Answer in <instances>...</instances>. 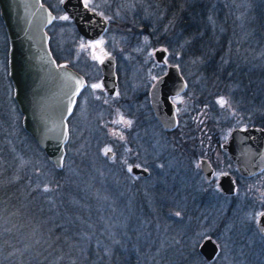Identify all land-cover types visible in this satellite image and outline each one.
<instances>
[{"label": "trees", "instance_id": "1", "mask_svg": "<svg viewBox=\"0 0 264 264\" xmlns=\"http://www.w3.org/2000/svg\"><path fill=\"white\" fill-rule=\"evenodd\" d=\"M145 1L151 15L135 22L133 13L118 26L169 50L174 36L181 54L198 59L207 89L198 100L209 105L217 93L225 95L236 111L253 114L247 126L264 128V0ZM10 102L0 93V264H213L200 256L197 240L210 222L223 227L232 209L220 208L218 221L207 202L217 198L214 192L182 178L216 147L228 120L191 119L162 132L178 169L171 178L164 169L134 178L125 165L137 159L126 161L117 150L101 156V141L87 130L85 141L68 137L62 167L55 169ZM248 197L253 206L264 205L255 191Z\"/></svg>", "mask_w": 264, "mask_h": 264}, {"label": "rangeland", "instance_id": "2", "mask_svg": "<svg viewBox=\"0 0 264 264\" xmlns=\"http://www.w3.org/2000/svg\"><path fill=\"white\" fill-rule=\"evenodd\" d=\"M45 1L55 15L53 22L46 28V32L49 34L48 43L50 49L57 57L59 56L58 51L60 53L63 52L64 55H69L70 48H67L66 45L71 47L74 46V61L76 60L77 62L75 66L79 70H82V72L89 78L87 89L78 99L77 108L74 110L73 115L68 118V137H71L73 141L76 140L75 138H80L81 135H83V137L80 139L84 138L85 141L88 132L86 135L84 132L87 130L90 132V136L94 135L96 139L101 141L99 142V154L104 157L107 150L110 149V151H112L111 157H114L116 151L114 152L109 144H106L108 133L111 134L112 130L108 129L107 133L103 128H100L98 132V128H96L98 122L105 125L109 122L108 120L112 118L111 124H109L111 125L110 128L114 127L115 124L120 123V120H125L126 125L131 126L130 124L133 119L131 121L127 113L133 115L136 110H145L144 101L138 102L140 105L132 103V100L134 99L132 93L133 90L138 84V87L141 86L147 90L152 80L157 75L164 72L165 64L167 63L178 66L180 74L188 83L185 93H182L173 99L176 106L175 114L178 123L177 126L187 125L191 122V119H198L199 122L201 119L205 121L207 118L216 122H218V119L220 118L226 119L230 122L229 127L223 128L219 141H223L227 138L230 129L247 126L246 116H251L253 114L250 112L240 113L236 111L225 95H218L217 93V95L213 96V103L211 104L208 102L209 105H206V98H204V100L202 98L201 101L198 100V94L202 95L204 93V96H206L205 93H207L205 78L200 72L198 59H195L188 54H181L182 52H180L179 46L181 47L182 43H180V45L174 39V36L168 40V44L171 48L169 50L166 46L161 44L152 46L149 37L144 34H135L128 29H126V32H114L113 28H118L116 25H113L115 24V21H117L116 23L118 25V21L128 19L133 13L137 14L133 18L135 22L142 21L148 15H151V5L147 1L122 0L117 4H111L109 0H83L85 5L97 9L102 16L108 18L112 22L109 31L101 39L93 42H86L82 39H78L74 42L73 40L76 36L74 28L69 18L60 9L59 5L61 0ZM137 9H139V11ZM154 14L160 18L163 16V10L161 12L155 11ZM123 47L125 51H122ZM159 47L164 48L166 51L165 64H156L154 62L153 50ZM6 49V38L0 22V93L4 96L5 100L9 102L11 101L12 109L16 110L11 99V88L6 75ZM110 51L115 53L117 58L116 67L118 66L119 68V84L117 91L112 97L98 91L100 85L98 77L96 76V64L94 63L110 53ZM120 59L123 61L121 62ZM93 85H99V87H93ZM120 96H126L127 102L126 104L122 103L121 110L114 115L108 110L109 106L106 103L109 104L114 98L117 99L120 98ZM221 100L224 101L223 105L219 103ZM95 102L101 103L103 106L93 114V117H90L89 113L90 111H93L92 109H95L92 106L93 103L96 104ZM205 105L207 107L206 109L204 108ZM16 116L20 120V115L17 110ZM93 128L97 131L96 133H98V136L93 133ZM144 129L145 128H143L141 132H143ZM146 129L149 131L148 134L141 133L137 139L135 138V135L132 136L133 140L136 139L135 142L137 147L131 151L130 145L126 144L127 146L123 149V153L126 154V157H129L130 155L137 157L138 160L135 164L144 167L149 172L152 173L154 170L164 169V175L167 174L171 178L178 169L177 164H180L181 162H177V156L174 155L172 151H169L170 147H167V142L164 139L165 136H163L160 127L151 123L146 126ZM122 138L123 139L120 141H127L125 136L123 137L122 135ZM148 138L150 139L148 140ZM139 140H141V142ZM208 152L209 156L206 158L211 162V165L214 168L213 184L216 176L220 173H229L232 176L237 177L234 166L228 161L224 153L217 149H211ZM198 157L193 161L192 169H189V176L186 177L185 173H183L182 179L190 185L201 187V183L204 180L198 170ZM21 160L22 157H20V161ZM127 164L128 165L125 166V169L128 174L134 178L138 177L136 175L133 176L130 173L129 167L131 163ZM262 180H264V169L257 175L255 174L245 179L238 177L234 194L236 202H233L231 198L218 199L217 190L214 189L215 185H213L214 187L212 188L211 184L206 183L211 189L210 193L214 192L217 197H208L207 202L210 207L215 208L216 211H214V214L217 213L218 221L220 220V216L224 213L220 208L230 206L232 209V211L230 210L231 214L228 216L227 222L223 227H218L217 229V221H212L208 224V227L200 233V237L197 240V242H199L203 237L209 236L218 244L219 250L217 256L213 260V264H264V252H261L262 245H264V237L260 238L256 229V223L259 215L264 210V205L262 207L258 205L253 206V204H251L252 200L250 201V199H248L249 194L253 193V191L258 193V199L264 196V189H262V186L260 185ZM246 227H252L253 231H251V234H249ZM210 231H215L214 235H209L208 233Z\"/></svg>", "mask_w": 264, "mask_h": 264}, {"label": "water", "instance_id": "3", "mask_svg": "<svg viewBox=\"0 0 264 264\" xmlns=\"http://www.w3.org/2000/svg\"><path fill=\"white\" fill-rule=\"evenodd\" d=\"M61 10L71 19L76 31L88 39L97 38L105 29L106 19L86 7L82 0H62ZM54 14L40 0H0V22L6 38V75L11 88V99L20 115V126L55 168L62 167L64 147L68 140L67 119L75 99L85 85L80 74L65 62L56 63L48 47L46 27ZM164 48L153 50L161 61ZM101 82L108 92L113 90V59L107 56L101 65ZM183 89V82L176 65H169L149 92L155 117L165 129L175 125L173 104L169 95ZM236 173L251 177L264 169V128L258 126L230 129L227 139L220 145ZM132 175L144 177L148 172L137 166L130 167ZM199 168L209 180L212 168L206 159H199ZM224 195L235 191L229 174H220L216 182ZM264 210L257 220V230L263 234ZM218 244L209 236L197 244V251L206 261L218 254Z\"/></svg>", "mask_w": 264, "mask_h": 264}, {"label": "flooded vegetation", "instance_id": "4", "mask_svg": "<svg viewBox=\"0 0 264 264\" xmlns=\"http://www.w3.org/2000/svg\"><path fill=\"white\" fill-rule=\"evenodd\" d=\"M61 2H62V0H61ZM61 2H60V4H61ZM82 2H83V0H82ZM40 3H42V4H44V5H46V1L45 0H40ZM83 4H84V2H83ZM85 5V4H84ZM60 6V5H59ZM86 7H88V8H90V9H93V10H95L99 15H101L98 11H97V9H95V8H93V7H90V6H87V5H85ZM46 7L54 14V12L51 10V8L49 7V6H47L46 5ZM61 9V8H60ZM62 11V10H61ZM63 12V11H62ZM64 13V12H63ZM65 14V13H64ZM66 15V14H65ZM67 16V15H66ZM102 16V15H101ZM68 17V16H67ZM104 19H106V21H107V24H106V26H105V29H104V31L97 37V38H95V39H88V38H85V37H82L80 34H78V32L76 31V29H75V26H74V24L72 23V21H71V19L69 18V20L71 21V24H72V26H73V28H74V33H75V39L73 40L74 42H76L78 39H82V40H84V41H86V42H93V41H96V40H99V39H101L108 31H109V28H110V26H112V22L108 19V18H105L104 16H102ZM54 18H55V15H54ZM54 20V19H53ZM53 22V21H52ZM51 22V23H52ZM50 23V24H51ZM49 24V25H50ZM48 25V26H49ZM116 25V24H115ZM114 25V26H115ZM47 26V27H48ZM46 27V28H47ZM117 27L118 28H113L114 29V32H117V33H119V31L120 32H126V29H125V27L124 28H120V26H118L117 25ZM47 33V32H46ZM48 34V33H47ZM48 42H49V34H48ZM73 42V43H74ZM48 46H49V43H48ZM66 47L67 48H70V52H69V55H64L63 54V52L62 53H60L59 51H58V55L59 56H57V61L55 60V62L56 63H61V62H65L66 63V65L69 67V68H71L72 70H74L75 72H77L78 74H80L81 76H82V78H83V80H84V82H85V85L82 87V89L80 90V92L78 93V95H77V97H76V99H75V103H74V106H73V109H72V112H71V114H70V116L69 117H71L72 115H73V113H74V110L77 108V101H78V99L81 97V95L83 94V92L87 89V84L89 83V78H88V76L86 75V74H84L83 72H82V70H79L76 66H75V64L77 63L76 62V60L74 61V57H75V53H74V46L73 47H71V46H68V45H66ZM50 48V47H49ZM51 50V49H50ZM52 51V50H51ZM62 51V50H61ZM122 51H125V49H124V47L122 48ZM107 56H111L112 57V59H113V71H114V85H113V90L111 91V92H108L107 91V88L105 87V86H103V84H102V82H101V68H100V65H101V63H102V61H104L105 60V58L107 57ZM70 58V59H68V58ZM153 58H154V62L156 63V64H165V56L163 57V59L161 60V61H158V60H156V58L153 56ZM116 60H117V58H116V56H115V53L114 52H111L110 51V53H108V54H106L102 59H100L98 62H94L96 65H95V68H96V71H97V73H96V76L98 77V81H99V85H100V87L98 88V91L100 92V93H103V94H106L107 96H110V97H112V96H114V94H115V92L117 91V88H118V84H119V78H118V72H119V68H118V66L116 67ZM121 60V59H120ZM123 60H121V62H122ZM89 65V64H88ZM169 65H175V64H170V63H167V64H165V69H164V72H162L161 74H159V75H157L153 80H152V82H151V84L149 85V87H148V89L146 90L145 88H142L141 86L140 87H138L139 86V84L136 86V88L133 90V104H136V105H140V103H138V102H142V101H144L145 102V112L144 111H142L141 109L140 110H136V112H135V114H131V113H127V115H128V117H130V119H131V121H132V119H133V121H132V123L130 124L131 126H127L126 125V123H125V120H120V123H117V124H115V126L114 127H112V128H110L111 127V125H109V124H111V121H112V118H110V120H108L109 122L107 123V124H102V123H99L98 122V125H97V127L96 128H98L97 129V131L98 130H100V128L102 129H104L105 131H107V133H108V129H111L112 130V132H111V134H109L108 133V139H107V141H106V144H109V146H110V148H112L113 150H114V152L117 150V151H119V153H120V155H122V157L126 160V158H128V157H126V154H124L123 153V149L125 148V146H127L126 144H129L130 145V150L132 151L135 147H137L136 146V139L138 138V136H140L141 135V133H144V134H148L149 133V131L146 129V126H148V124H151V123H153V124H156L158 127H160L161 128V130H162V132L163 133H165V132H170L171 130H173L177 125H178V123H177V119H176V109H175V103L173 102V99L176 97V96H178V95H180V94H182V93H185V91L187 90V81H185L184 80V78L182 77V75L180 74V70H179V67L177 66V68H178V73H179V75H180V78H181V80H182V82H183V89L180 91V92H178V93H176V94H173V95H169L168 96V99L170 100V102H172V104H173V114H174V118H175V125L173 126V127H171V128H169V129H165L163 126H162V124L158 121V119L155 117V114H154V112H153V109L151 108V105H150V100H149V92H150V90L152 89V87H153V85L155 84V82H156V80L160 77V76H162L164 73H165V71H166V68L169 66ZM126 102H127V98H126V96H120V98H117V99H113L109 104L108 103H106L109 107H108V110L109 111H111V113L112 114H116L117 112H119L120 110H121V104L122 103H125L126 104ZM96 103V102H95ZM97 104V105H96ZM96 104H92V106L95 108V109H92L93 111H90V117H93V114L95 113V112H97V110L99 109V108H102V104L101 103H96ZM92 107V108H93ZM89 110H90V108H89ZM143 112V113H142ZM68 117V118H69ZM107 120V119H106ZM102 121V120H101ZM67 124H68V119H67ZM123 124H125V125H123ZM143 128H145L144 130H143V132H141L142 131V129ZM92 131H93V133H95V135L96 136H98V133H96L97 131L93 128L92 129ZM99 132V131H98ZM109 135H112V136H109ZM122 135H123V137L125 136V139H127V141L126 142H124V141H120V140H122L123 138H122ZM133 135H135V140H133L132 139V136ZM150 136V135H149ZM151 137V136H150ZM142 139V138H141ZM150 138H148V140H149ZM165 139V138H164ZM227 139V138H226ZM226 139L225 140H223V141H217V143H216V147L215 148H213V149H217V150H219V151H221L222 153H224L225 155H226V157H227V159H228V161L230 162V160H229V157H228V155L224 152V151H222V149L220 148V145L223 143V142H225L226 141ZM143 140V139H142ZM147 140V141H148ZM140 142H141V140H139ZM165 141H166V139H165ZM133 142H134V144H133ZM212 149V147H210L209 149H208V151L209 150H211ZM129 150V151H130ZM112 156V151H109V150H107V152L105 153V157H107V158H110ZM209 155H208V153H206V155H203V156H199L198 157V170H199V172L201 173V175H202V177H203V174H202V172H201V170H200V168H199V159L200 158H204V159H206L207 160V162L210 164V166H211V168H212V173H211V177H210V179L209 180H205L204 179V177H203V182L202 183H207V184H211L212 185V188L214 187L213 185H215V187H214V189L215 190H217V195H218V199H224V198H231V200L234 202H236V199H234V194H235V191H234V193H232V194H228V195H224V194H222L221 192H220V190H219V188H218V186H217V184H216V182H217V180H218V176L220 175V174H229V173H220V174H218V176H216V179H215V181H214V184H213V179H214V177H213V175H214V168H213V166L211 165V162H209L208 161V159L206 158V157H208ZM129 157H132V155H130ZM136 159H137V157H135ZM138 160V159H137ZM127 161V160H126ZM136 163V162H135ZM135 163H133V164H131L130 165V167L131 166H137V167H142V166H138L137 164H135ZM231 163V162H230ZM232 164V163H231ZM128 164L126 163V165L125 166H127ZM233 165V164H232ZM234 166V165H233ZM129 167V168H130ZM142 168H144V167H142ZM234 168H235V166H234ZM145 169V168H144ZM147 172H148V170L147 169H145ZM236 171V170H235ZM237 174V173H236ZM258 174V173H257ZM256 174V175H257ZM231 177H232V179H233V181H234V184H235V188H236V185H237V181H238V177L239 178H243V179H245L244 177H241V176H239L238 174H237V177H234V176H232L231 174H229ZM134 176V175H133ZM257 224V223H256ZM256 229H257V227H256ZM263 231H264V229H263ZM257 233L259 234V236H264V233L263 234H261L258 230H257Z\"/></svg>", "mask_w": 264, "mask_h": 264}, {"label": "snow or ice", "instance_id": "5", "mask_svg": "<svg viewBox=\"0 0 264 264\" xmlns=\"http://www.w3.org/2000/svg\"><path fill=\"white\" fill-rule=\"evenodd\" d=\"M93 87H99V85H93ZM219 103H221V104L223 105L224 101H223V100H221V101H219ZM109 151H110V149H109ZM129 171H132V169H131V168H129ZM262 215H264V214H262Z\"/></svg>", "mask_w": 264, "mask_h": 264}]
</instances>
